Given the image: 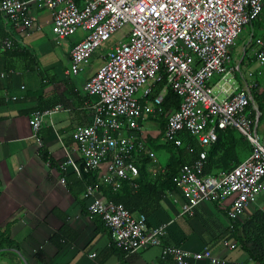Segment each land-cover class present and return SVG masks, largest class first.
I'll return each instance as SVG.
<instances>
[{"label": "built area", "instance_id": "obj_1", "mask_svg": "<svg viewBox=\"0 0 264 264\" xmlns=\"http://www.w3.org/2000/svg\"><path fill=\"white\" fill-rule=\"evenodd\" d=\"M33 1L52 10V31L58 42L78 30L87 32L71 50L73 74L89 63L93 53L117 31L130 27L128 40L109 48L104 64L85 86L89 95L98 97L92 106L94 118L72 136L86 170H100L105 163L102 179L108 184L138 177L136 140L131 131L138 130L139 120L154 109L142 104L137 94L150 80L165 76V89H173L182 98L180 108L169 118L167 138L176 140L180 131L187 130L203 148L175 178L184 200L181 215L193 216L202 203L230 198V226L240 220L264 193V138L258 132L259 108L248 89L234 86L229 64L240 33L264 13V0H0V13L17 26L31 28L34 23L27 10ZM4 45L10 47L12 41L7 39ZM255 45L256 61L264 66V40L257 39ZM213 77L219 78L222 98L213 93ZM165 89L152 105L162 103ZM150 93L151 88H146L144 97ZM249 107L255 112V124L250 121ZM56 111H37L29 119L37 141L44 116ZM230 127L249 139L252 153L228 172L204 175L207 148L218 140L219 130ZM66 159L64 165L74 164L67 150ZM84 196L91 201L88 212L102 218L112 240L126 255L160 247L162 257H171L175 264L225 262L209 247L195 252L166 243L167 224L149 228L145 215L132 214L123 204L96 196L90 185ZM225 243L236 248L229 241Z\"/></svg>", "mask_w": 264, "mask_h": 264}, {"label": "crops", "instance_id": "obj_2", "mask_svg": "<svg viewBox=\"0 0 264 264\" xmlns=\"http://www.w3.org/2000/svg\"><path fill=\"white\" fill-rule=\"evenodd\" d=\"M27 12L34 23L31 28L17 26L0 13V230L6 231L18 245L0 249V264H175L171 257H162L160 247L121 255L109 231L100 227L97 218L88 212L91 201L81 192L78 166L82 159L72 135L93 121L92 106L98 97L89 95L85 86L104 64L109 48L119 41L107 47L105 54L93 57L95 51L92 61L90 59L73 74L71 50L87 32L78 30L58 42L52 31V10L33 1L28 4ZM243 32L247 37L238 50L240 46L236 44ZM7 39L12 41L10 47L4 45ZM257 39L264 40V13L240 33L232 48L229 68L233 69L234 86L248 89L259 107L252 93V88H259V82L261 89L264 88V66L259 65L254 55ZM237 65L239 70L235 69ZM218 79L213 77L210 83L219 89ZM154 80L157 79L150 80L137 94L141 103H148L152 109H155L154 101L146 100L144 90L151 88ZM218 95L224 97L220 91ZM54 108L58 111L43 118L39 142L32 136L29 119L37 111ZM151 112L144 114L139 120L140 128L131 133L136 140L134 162L138 166L140 161L150 157L147 174L148 180L154 183L166 165L162 167L154 153L148 150V143H155L160 133L159 124L148 117ZM258 125L260 127L259 121ZM261 126L264 138V122ZM66 150L74 164L64 165ZM148 152L150 155H143ZM105 170L103 163L100 179ZM137 178L124 180L138 189ZM122 181L111 185L120 188ZM95 194L105 199L96 191ZM230 204V198L205 202L196 208L193 216L181 215L184 200L181 192L175 189L168 192L160 208L147 217L148 226L155 228L167 224L166 243L195 252L209 247L225 261L223 264H264L263 251L254 252L251 243L244 248L237 239L241 236L242 225L254 212L263 209L264 193L232 227L227 215ZM55 210L66 215L69 226L78 233L61 249L50 242L51 236L63 225L61 218L54 214ZM226 241L236 248L231 249ZM92 254L96 256L91 257ZM190 264L213 263L202 260Z\"/></svg>", "mask_w": 264, "mask_h": 264}, {"label": "trees", "instance_id": "obj_3", "mask_svg": "<svg viewBox=\"0 0 264 264\" xmlns=\"http://www.w3.org/2000/svg\"><path fill=\"white\" fill-rule=\"evenodd\" d=\"M7 54L11 55L9 51ZM150 84L152 86L151 93L146 97V100L154 101L166 85L165 76L160 80L152 81ZM260 84L259 82V88H252L254 100L258 104L261 113L259 124L264 122V88L261 89ZM181 101L182 98L173 89L167 88L162 103L157 105L148 116L149 119L159 124L160 133L154 141L165 140L164 145L156 146L164 147L170 155L168 163L165 166V171L159 174L158 179L154 183L148 180L147 174L150 157H148V160L144 159L138 163L139 177L136 180V183L139 185L138 189L134 188L133 184L131 185L127 180L122 181L120 188L106 183L100 179L99 170H86L85 160L82 159L80 166H78L81 180L79 182L83 186V191L81 190V192L85 194V188L90 185L96 192L102 194L105 200L123 204L132 214L141 213L147 218L149 215L155 213L160 208L164 196L170 191L178 190L175 178L178 176L182 166L192 163L199 157L200 152L203 151L198 139L187 130L180 131L176 140L170 141L166 136L169 118L180 108ZM248 110L251 112L249 116L250 121L252 124H255V112L251 110V107ZM177 141H180L179 145ZM152 145H155L154 142L148 143V148ZM148 150L150 152V149ZM252 151L253 146L251 142L238 129L230 127L225 130H219L218 140L207 149L204 175H217L220 172H228L249 157ZM149 152L143 155H150ZM135 154L136 150L134 151ZM54 214L61 218L63 225L51 236L50 242L58 249H61L66 242L74 240L78 233L69 226L66 215L61 214L59 210H55ZM93 216L97 218L100 227L109 231L100 216ZM237 239H239L241 246L244 248H247L246 244L251 243L254 246V252H259L260 250L264 252V212L262 210L254 212L242 225L241 236ZM14 246L18 247L10 239L9 234L6 231L0 230V249ZM114 246H116L115 243ZM116 248L121 255L125 254L117 246Z\"/></svg>", "mask_w": 264, "mask_h": 264}, {"label": "rangeland", "instance_id": "obj_4", "mask_svg": "<svg viewBox=\"0 0 264 264\" xmlns=\"http://www.w3.org/2000/svg\"><path fill=\"white\" fill-rule=\"evenodd\" d=\"M246 28V27H245ZM130 31V27L129 26H125L124 28L120 29L119 31H117L113 38L105 43L103 45V47L99 48L98 51H96L93 55L94 56H97V55H100V54H105L106 53V50H107V47H109L112 43L114 42H117V41H127V35ZM75 36H72V38H74ZM244 37L246 38L247 35H246V32H243L240 36V40H238L236 46L238 45L239 43V46L238 47V50L242 48V40L244 39ZM93 60H95L93 58ZM92 61V59H91ZM96 62L98 63V61L96 60ZM215 95H217L219 93V89L217 87L214 88V92H213ZM222 97V96H221ZM149 125V124H148ZM147 125V126H148ZM262 123H260V127H259V134L262 136ZM158 128V127H157ZM165 143V140L164 139H160L159 141H156L154 144L155 145H152L150 146V150L154 153V155L156 156L159 164H161L162 167H164L169 159V154L167 153V151L165 150L164 147L162 146H156V145H164Z\"/></svg>", "mask_w": 264, "mask_h": 264}]
</instances>
